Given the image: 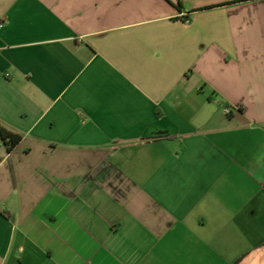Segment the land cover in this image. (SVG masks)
<instances>
[{"label":"crops","instance_id":"obj_1","mask_svg":"<svg viewBox=\"0 0 264 264\" xmlns=\"http://www.w3.org/2000/svg\"><path fill=\"white\" fill-rule=\"evenodd\" d=\"M0 25V264H264V0H0Z\"/></svg>","mask_w":264,"mask_h":264},{"label":"trees","instance_id":"obj_2","mask_svg":"<svg viewBox=\"0 0 264 264\" xmlns=\"http://www.w3.org/2000/svg\"><path fill=\"white\" fill-rule=\"evenodd\" d=\"M179 4H180V1L178 2V7H180ZM0 138L6 148L7 153H10L20 141L19 136L13 135L1 128H0Z\"/></svg>","mask_w":264,"mask_h":264},{"label":"built area","instance_id":"obj_3","mask_svg":"<svg viewBox=\"0 0 264 264\" xmlns=\"http://www.w3.org/2000/svg\"><path fill=\"white\" fill-rule=\"evenodd\" d=\"M2 27V25H0V28Z\"/></svg>","mask_w":264,"mask_h":264}]
</instances>
